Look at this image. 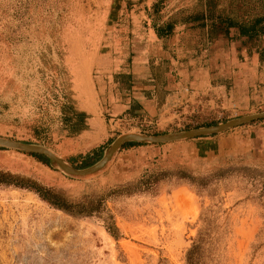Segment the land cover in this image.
<instances>
[{"label": "rangeland", "instance_id": "obj_1", "mask_svg": "<svg viewBox=\"0 0 264 264\" xmlns=\"http://www.w3.org/2000/svg\"><path fill=\"white\" fill-rule=\"evenodd\" d=\"M156 1L0 0V136L48 146L80 164V155L127 132H174L263 112L257 48L264 39L205 43L190 25L157 38L155 21L210 1L163 0L155 14ZM212 1L240 19L264 12V0ZM153 62L167 69L159 91ZM134 99L141 107L115 110ZM66 102L88 111L89 133L70 132ZM0 171L21 184H0V264H187L194 244L193 264H264V119L123 148L105 172L86 180L11 148H0ZM162 171L170 173L153 191L130 185ZM177 171L195 182L176 183ZM37 187L70 208L44 200Z\"/></svg>", "mask_w": 264, "mask_h": 264}, {"label": "trees", "instance_id": "obj_2", "mask_svg": "<svg viewBox=\"0 0 264 264\" xmlns=\"http://www.w3.org/2000/svg\"><path fill=\"white\" fill-rule=\"evenodd\" d=\"M210 3L204 5L199 8L189 9V8H180L170 14L163 21H155L153 23L154 33L157 38L166 39L172 36L175 32V28L177 25H190L194 28H199L203 37L205 38V43L213 38H217L220 36H226L229 39H242L243 42H258L261 39H264V12L263 13H254L249 14L246 18L240 19L233 9L220 8L216 3H213L212 0H209ZM163 0H158L153 3V11L155 14L160 11L162 7ZM234 28L236 30L233 36H230L231 29ZM257 52L259 54V59L261 62H264V46H259L257 48ZM164 62H168V60H164ZM161 63L155 64L152 63V71L154 76L157 77L158 84H156L155 89L161 90V86L163 84H167L165 77L163 76L164 72L167 71L161 69ZM130 76V75H129ZM65 111L64 121L68 128H70V132L72 133H80L89 129V125L87 123V118L89 114L86 111H82L77 109L73 103L66 102L63 106ZM212 125V124H211ZM161 134V133H157ZM112 141L110 140L109 143ZM108 143V144H109ZM143 145L141 143L129 142L124 146V149L131 148L134 146ZM2 148V147H0ZM106 146H100L94 149L92 152L80 155L82 161L80 164H76L74 162V158L70 160L78 167H86L97 160H99L103 156V152ZM42 163L50 166L49 159L45 155L37 154V153H29ZM170 172L162 171L157 173L148 174L147 177L140 179L138 182L130 184L134 186V191L136 192H149L153 191L158 186L159 183L164 180L165 176ZM177 174V179L179 180L176 183H185L187 182H195V177L187 175L186 173L180 171L175 172ZM16 177L10 173L0 171V184H15L21 185L17 181H15ZM37 192H39L40 196L50 202L51 204L70 208V205L65 201V199L59 194L54 193L50 188L37 187ZM133 191V192H134ZM93 208H97L96 206ZM90 212V210H88ZM101 216V215H98ZM107 229L110 233L117 237L118 235V227L114 222H111L107 225ZM197 244H194L187 252V264H193V260L195 261V256Z\"/></svg>", "mask_w": 264, "mask_h": 264}, {"label": "water", "instance_id": "obj_3", "mask_svg": "<svg viewBox=\"0 0 264 264\" xmlns=\"http://www.w3.org/2000/svg\"><path fill=\"white\" fill-rule=\"evenodd\" d=\"M260 119H264V111L242 115L240 117L233 118L215 125L202 126L161 134L127 132L115 138V140L105 149L103 156L93 164L86 167L76 166L70 159L61 156L52 148L42 144L30 143L5 136H0V147L16 149L27 153H37L45 155L46 157H48L49 164L53 168L61 170L72 178L86 180L96 177L105 172L111 166L117 154L129 142H136L141 144H167L223 133L232 128Z\"/></svg>", "mask_w": 264, "mask_h": 264}, {"label": "crops", "instance_id": "obj_4", "mask_svg": "<svg viewBox=\"0 0 264 264\" xmlns=\"http://www.w3.org/2000/svg\"><path fill=\"white\" fill-rule=\"evenodd\" d=\"M106 71H107V69H101V73H100V76H99V78H98V84L100 85V88L103 90V89H107L108 88V84H107V82H106V80H105V77H107V74H106ZM112 79L113 80H111L110 81V83H113L114 84V69H112ZM117 72V71H116ZM120 73H122V74H125V76L123 75V77L124 78H126V79H128V77L127 76H129V74L131 73V70L130 69H124V70H122ZM111 98H114V95H113V92H112V95H111ZM136 98V97H135ZM133 102L134 103H132V102H130L129 101V104L128 105H118L117 103L115 104V110H117V111H125V110H127V108H132L131 106H132V104H133V106H137V107H141V102H139V101H136L135 99L133 100ZM137 102V103H136ZM87 113H88V111H86ZM89 114V113H88ZM97 123H98V121H96ZM87 123H88V125H89V129L88 130H85L84 131V134L85 133H89V131H90V128L93 126V123H94V121H91V117L89 116L88 118H87ZM93 151V150H92ZM91 151V152H92ZM87 153H90V151L89 152H86V154Z\"/></svg>", "mask_w": 264, "mask_h": 264}, {"label": "bare ground", "instance_id": "obj_5", "mask_svg": "<svg viewBox=\"0 0 264 264\" xmlns=\"http://www.w3.org/2000/svg\"><path fill=\"white\" fill-rule=\"evenodd\" d=\"M85 82H86V80H85L84 82L81 81V83H80V84H81V89H82L81 91H82V93H84L85 90H86V83H85ZM87 86H88V85H87ZM87 88H88V87H87ZM83 91H84V92H83Z\"/></svg>", "mask_w": 264, "mask_h": 264}]
</instances>
